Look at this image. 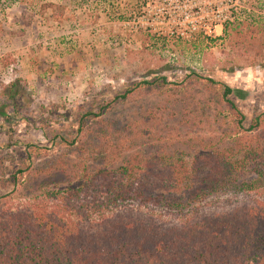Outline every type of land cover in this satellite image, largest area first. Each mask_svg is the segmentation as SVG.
<instances>
[{
	"label": "trees",
	"instance_id": "1",
	"mask_svg": "<svg viewBox=\"0 0 264 264\" xmlns=\"http://www.w3.org/2000/svg\"><path fill=\"white\" fill-rule=\"evenodd\" d=\"M220 25L224 31L226 23ZM185 76L196 90L178 119L172 107L181 103L184 85L154 76L78 111L69 139L53 135L76 147L78 160L31 167L37 151H24L28 164L11 174L12 187L0 195V264H264V198L170 220L129 204L177 208L228 184L243 190L264 184V112L244 126L230 86L193 71ZM17 81L5 86L0 103V131L9 139L24 118ZM143 89L156 91L162 103L116 122L108 118L114 106L135 100ZM195 119L214 128L182 132ZM183 141L194 148L190 159L175 148ZM246 173L254 175L240 179ZM21 177L25 183L16 184ZM29 181L33 187H26Z\"/></svg>",
	"mask_w": 264,
	"mask_h": 264
},
{
	"label": "rangeland",
	"instance_id": "2",
	"mask_svg": "<svg viewBox=\"0 0 264 264\" xmlns=\"http://www.w3.org/2000/svg\"><path fill=\"white\" fill-rule=\"evenodd\" d=\"M189 71L230 86L244 126L264 112V0H0V103L5 86L18 80L22 94L17 108L24 117L14 125L11 139L0 131V195L12 187L11 174L28 164L26 150L37 151L29 160L31 167L58 158L78 160L77 148L58 143L53 135L69 139L78 111L96 108L131 83L154 76L181 82V103L172 107L178 119L184 101L196 90L185 76ZM138 95L114 106L108 118L116 122L162 103L156 91L143 89ZM198 120L182 132L214 128L209 120ZM26 143L42 147L36 150ZM176 145L184 152L180 157L191 158L194 148L186 141ZM262 159L264 164V153ZM258 182L251 190L228 184L177 208L134 200L129 204L170 220L185 211L263 199L264 184ZM31 183L26 187H33Z\"/></svg>",
	"mask_w": 264,
	"mask_h": 264
}]
</instances>
